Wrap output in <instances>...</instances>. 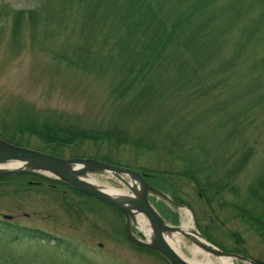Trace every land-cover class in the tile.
I'll use <instances>...</instances> for the list:
<instances>
[{"label": "trees", "instance_id": "trees-1", "mask_svg": "<svg viewBox=\"0 0 264 264\" xmlns=\"http://www.w3.org/2000/svg\"><path fill=\"white\" fill-rule=\"evenodd\" d=\"M75 14L77 20L69 27L70 17ZM7 16H10L15 37L26 33L31 40L40 36L47 40L64 30L71 34L73 40L68 35L63 40L61 50L64 51L55 46L52 47L55 49L51 48L54 57L84 72L109 77L113 89L112 100L116 105L130 99L136 101L140 96H146L143 94L145 92L150 94L157 89V82L161 81L164 73L175 70L178 75H185L186 83L191 81L197 85L196 93L201 95L203 92V96L210 93L206 89L210 84H203L216 81L215 86L224 80L225 83L221 84L226 86L237 73L238 80H246L244 92L236 98L246 102L247 107L250 105L249 111L264 107V93L254 92L256 86L264 84V57L256 59L251 54L253 46L259 45L264 38V0H38L33 8L15 9ZM234 32H239V36L232 40V48L226 53L224 48L230 43ZM257 67L263 71L255 74L253 70ZM16 115L17 119L12 125L7 122L0 124V137L57 156L65 157V148H78L85 142L99 146L111 142L155 149L154 145L148 146L147 141H142L144 137L135 138L116 124L106 127L83 126L70 119L63 120L60 114L44 115L24 109L18 110ZM229 117L232 126L226 139L232 138L234 133L240 135L241 129L238 128L245 126L247 121L241 123L237 114ZM7 124L15 128L11 129ZM246 129L241 130L242 135ZM177 136L173 131L167 133L163 148L170 157L183 159L181 170L140 169L146 180L152 182L158 178L157 182L161 180L157 175L172 179L179 174L194 185L205 203L217 204L218 216L227 215L230 209V212L251 222L264 237V165L260 175L249 185L243 202L235 204L233 198L238 196V191L233 189L237 188L234 183L250 152L245 151L227 167L228 161L219 157L212 159L213 153L209 157L205 149L203 152L196 151L197 146L207 147L204 141H199L204 145H187ZM33 140L40 143L32 144ZM75 155L121 164L97 154L84 152ZM232 189L230 193L227 192ZM4 194L19 200L38 195L57 205L68 217L77 219L93 212L95 204H103L116 210L124 219L119 208L60 179L36 172L1 175L0 195ZM174 197L182 202L177 196ZM122 230L125 238L130 240L124 225ZM131 243L138 249L165 259L148 247ZM22 246L25 247L23 251L19 250ZM230 251L247 256L240 249ZM52 252L56 255L53 260H57L58 264L90 262L72 241L56 236L48 229L20 224L0 214V264L40 263L34 260V256ZM255 260L263 264L260 259Z\"/></svg>", "mask_w": 264, "mask_h": 264}, {"label": "rangeland", "instance_id": "rangeland-1", "mask_svg": "<svg viewBox=\"0 0 264 264\" xmlns=\"http://www.w3.org/2000/svg\"><path fill=\"white\" fill-rule=\"evenodd\" d=\"M37 4L38 0H0V124L7 122L12 125L17 119L18 110L24 109L26 112L44 115L60 114L63 120L70 119L83 126H122L135 138L144 137L142 141H147L148 146L154 145L155 149L116 145L111 142L99 146L93 142H85L78 148H65V157H79L75 154L84 152L89 155L107 156L121 163L116 165L139 172L144 168L167 172L181 170L183 159L170 157L164 149L165 135L170 131L178 134L179 139L184 140L187 145L196 146L204 141L208 148L197 146L196 151L203 152L205 149L209 157L213 153L212 159L219 157L228 161L227 167L248 150V160L234 183L237 188H233L238 191V196L233 198L235 204L243 202L249 185L260 175L264 165V107L249 111L251 106L247 107L246 102L236 98L244 92L246 79L238 80L236 73L235 78L226 86L223 84L224 80H221L222 84L220 82L215 86L216 81L207 82L203 85L210 84L206 87L210 93L203 96V92L201 95L196 93L199 88L197 85L191 81L185 82V75H178L175 70H171L160 77L161 81L157 82L155 91L152 90L150 94L143 93L146 96H140L136 101L130 99L116 105L112 100L113 89L109 77L84 72L57 61L54 57L51 48L55 46L61 50L65 37L68 35L67 37L72 38L66 30L55 33L47 40L41 36L31 40L26 33L13 36L11 19L7 14L15 9L33 8ZM76 20V14L72 15L69 27H72ZM237 36L239 32H234L230 43L224 48L226 53L232 48V40ZM251 51L253 58L262 59L264 38L259 45L253 46ZM245 60L249 61L247 57ZM262 71L260 67L253 70L255 74ZM256 88L255 93H264L263 83ZM232 114L240 115L241 123L247 120L246 125H242L238 130L244 127L247 129L244 135L240 130V135L234 133L232 138L226 139L232 126L229 121ZM9 125L11 129L15 128ZM186 134L188 136H185ZM38 143L40 142L33 140L32 144ZM89 175L96 178L101 185L126 188L108 171ZM157 177L161 178L157 181L160 183L156 182L158 178L149 183L159 186L160 190L178 204L157 194H151L150 200L167 223L182 229L178 232L182 239L179 246L183 254L193 257L192 248L196 244L187 232L198 230L216 247L246 256L241 252L230 251L240 249L247 254L246 257L255 262V259H260L264 264V237L251 222L230 212V209L227 210V215L218 216L217 204L205 203L194 185L179 174L174 175L172 179L160 175ZM233 189L227 192L230 193ZM181 205L189 208L191 219L184 214ZM94 206L93 212L77 219L68 217L57 205L38 195H31L25 200L14 199L10 194L0 195L1 215L20 224L48 229L56 236L72 241L90 260L89 264L169 263L155 253L138 249L131 243L133 241L125 238L122 227L124 225L127 234V220L124 214L123 219L109 206L98 203ZM132 230L138 237H142V233L134 224ZM19 248L21 251L25 250L24 246ZM55 257L53 252L41 253L34 256V260L40 263L28 264H47L51 261L58 264L57 260H53ZM237 263L251 264L240 259Z\"/></svg>", "mask_w": 264, "mask_h": 264}, {"label": "water", "instance_id": "water-1", "mask_svg": "<svg viewBox=\"0 0 264 264\" xmlns=\"http://www.w3.org/2000/svg\"><path fill=\"white\" fill-rule=\"evenodd\" d=\"M8 161H22L24 164L18 168H0V175L30 171L63 180L73 187L119 208L127 220V234L132 241L158 251L169 261L170 264H190L183 260L171 248L165 238L166 234L181 231L182 229L178 226H173L167 223L164 217L153 205L149 196L151 194H157L174 203L177 202L172 200L165 192L149 183L141 172L96 158H67L56 156L38 149L17 145L0 138V164ZM102 171H108L115 176H122L126 180L129 179L134 182L138 181L139 187L136 186V188H131V194L127 196L122 198L114 197L103 191L94 183L86 180L84 177L88 176L90 173ZM181 206L184 207L183 205ZM140 212L148 217L153 227L155 240L152 244L137 237L132 230L130 217H134L135 214ZM198 233L203 236L199 231ZM203 247L215 254L227 255L257 264L254 260L244 255L224 251L210 242Z\"/></svg>", "mask_w": 264, "mask_h": 264}, {"label": "bare ground", "instance_id": "bare-ground-1", "mask_svg": "<svg viewBox=\"0 0 264 264\" xmlns=\"http://www.w3.org/2000/svg\"><path fill=\"white\" fill-rule=\"evenodd\" d=\"M24 162L22 161H8L5 163L0 164V168H18L21 167ZM125 186L126 188H118L111 185H101L99 181L94 178L93 176L86 177L85 179L94 183L96 186L101 188L103 191L111 194L114 197L122 198L124 196H127L131 194V188L139 187L138 181H133L129 179H124L122 176H116ZM182 210L184 214L192 218V213L187 207H182ZM131 224H134L137 229L142 233V237L140 239L147 241L149 243H154L155 240V234L153 227L148 219V217L144 213H137L134 217H130ZM182 231V230H181ZM188 235H190L194 241L196 246L192 248L193 257H187L185 254L182 253L180 250V242L181 237L179 235L178 231L171 232L169 234L165 235V238L168 242V244L171 246V248L185 261H187L190 264H239L237 263V258L222 255V254H215L208 250H206L203 246L209 243V241L202 235L198 233V231L194 232H187ZM198 254H201L199 257ZM253 264L252 262H249Z\"/></svg>", "mask_w": 264, "mask_h": 264}]
</instances>
